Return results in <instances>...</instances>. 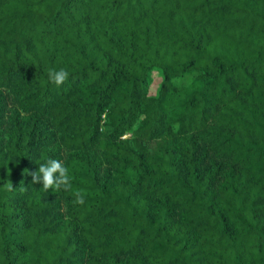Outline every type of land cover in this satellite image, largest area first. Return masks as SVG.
<instances>
[{"label": "trees", "instance_id": "obj_1", "mask_svg": "<svg viewBox=\"0 0 264 264\" xmlns=\"http://www.w3.org/2000/svg\"><path fill=\"white\" fill-rule=\"evenodd\" d=\"M0 264H264V0H0Z\"/></svg>", "mask_w": 264, "mask_h": 264}, {"label": "clouds", "instance_id": "obj_2", "mask_svg": "<svg viewBox=\"0 0 264 264\" xmlns=\"http://www.w3.org/2000/svg\"><path fill=\"white\" fill-rule=\"evenodd\" d=\"M50 81L57 87L64 84L68 79L69 73L64 70H50ZM23 115V113H21ZM33 184H42L45 192L52 191H70L71 190V178L69 176V170L63 165V163L56 159H49L46 163L40 164L38 171L31 173ZM8 191H12L13 185L9 181L6 185ZM73 195L75 196L74 203L83 205L85 193L81 190H76Z\"/></svg>", "mask_w": 264, "mask_h": 264}, {"label": "rangeland", "instance_id": "obj_3", "mask_svg": "<svg viewBox=\"0 0 264 264\" xmlns=\"http://www.w3.org/2000/svg\"><path fill=\"white\" fill-rule=\"evenodd\" d=\"M161 81V75L159 72L155 71L151 74V81L148 87V93L149 94H154L159 83Z\"/></svg>", "mask_w": 264, "mask_h": 264}]
</instances>
